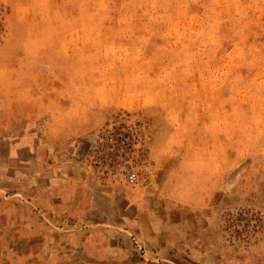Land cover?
Instances as JSON below:
<instances>
[{"label":"crops","instance_id":"obj_1","mask_svg":"<svg viewBox=\"0 0 264 264\" xmlns=\"http://www.w3.org/2000/svg\"><path fill=\"white\" fill-rule=\"evenodd\" d=\"M77 5L71 10L85 9ZM22 26L0 43V264H248L233 258L219 230L220 210L242 197L241 189L233 197L232 178L242 188L248 165L233 168L230 147L216 155L210 149L198 162L195 193L178 196L175 183L170 191L175 161L161 153L167 125L163 105L152 104L144 108L154 131L142 192L116 194L82 161L108 118L97 80L87 76L124 75L129 89L131 70L103 67L95 44L69 53L65 30L61 49L52 35L42 48L28 47ZM85 219L94 226L82 225ZM104 220L125 222L123 232L97 226Z\"/></svg>","mask_w":264,"mask_h":264},{"label":"rangeland","instance_id":"obj_2","mask_svg":"<svg viewBox=\"0 0 264 264\" xmlns=\"http://www.w3.org/2000/svg\"><path fill=\"white\" fill-rule=\"evenodd\" d=\"M77 4L85 9L71 10ZM48 23L52 26L46 28ZM21 24L28 47L42 48L45 36L52 35L61 49L65 30L69 53L91 51L95 44L103 67H129V89L124 75L87 76L97 80L102 103L113 106L105 108L108 118L93 136L117 114L146 118L150 154L153 115L144 108L162 104L167 126L161 153L175 161L168 182L177 185L178 196L195 193L191 184L203 153L230 147L232 167L248 165V177L242 188L232 178L233 197L239 189L242 197L220 210V237L237 260L251 264L264 258V0H0V43L19 33ZM147 68L151 74H145ZM149 154L138 164L137 182L121 175L104 177V185L115 187L116 194H140ZM80 222L94 226L90 219ZM112 223L104 220L97 226L123 232L125 222Z\"/></svg>","mask_w":264,"mask_h":264},{"label":"built area","instance_id":"obj_3","mask_svg":"<svg viewBox=\"0 0 264 264\" xmlns=\"http://www.w3.org/2000/svg\"><path fill=\"white\" fill-rule=\"evenodd\" d=\"M150 123L146 118L120 113L98 128L84 154V160L101 177L124 176L135 183L138 164L149 154Z\"/></svg>","mask_w":264,"mask_h":264},{"label":"bare ground","instance_id":"obj_4","mask_svg":"<svg viewBox=\"0 0 264 264\" xmlns=\"http://www.w3.org/2000/svg\"><path fill=\"white\" fill-rule=\"evenodd\" d=\"M117 245V244H116Z\"/></svg>","mask_w":264,"mask_h":264}]
</instances>
